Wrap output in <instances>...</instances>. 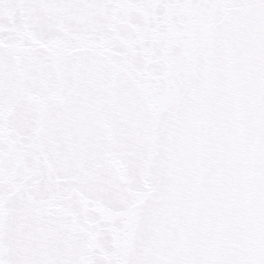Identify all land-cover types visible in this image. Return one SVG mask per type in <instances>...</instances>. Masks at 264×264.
I'll use <instances>...</instances> for the list:
<instances>
[{"label":"snow or ice","instance_id":"6c2138e0","mask_svg":"<svg viewBox=\"0 0 264 264\" xmlns=\"http://www.w3.org/2000/svg\"><path fill=\"white\" fill-rule=\"evenodd\" d=\"M0 264H264V0H0Z\"/></svg>","mask_w":264,"mask_h":264}]
</instances>
